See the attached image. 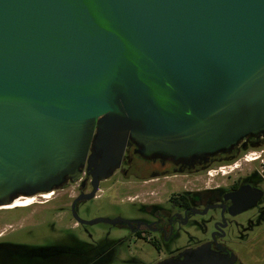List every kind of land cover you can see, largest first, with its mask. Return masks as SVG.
<instances>
[{"label": "water", "instance_id": "water-1", "mask_svg": "<svg viewBox=\"0 0 264 264\" xmlns=\"http://www.w3.org/2000/svg\"><path fill=\"white\" fill-rule=\"evenodd\" d=\"M247 136L264 138V0H0V206L86 163L95 190L128 139L189 159Z\"/></svg>", "mask_w": 264, "mask_h": 264}, {"label": "flooded vegetation", "instance_id": "flooded-vegetation-1", "mask_svg": "<svg viewBox=\"0 0 264 264\" xmlns=\"http://www.w3.org/2000/svg\"><path fill=\"white\" fill-rule=\"evenodd\" d=\"M249 149H260L253 161L245 160ZM140 150L128 139L118 165L98 181L95 190L89 173L93 167L88 169L87 163L78 181H66L55 189L56 213L72 219V229L81 226L90 240L79 242L73 250L56 247L52 254L73 252L98 258L115 253L119 245L129 249L140 241L160 258L158 263L182 259L205 246L232 264H241L235 244L251 245L264 236V138L247 136L229 151L189 159L143 155ZM234 158H243L250 167L225 172L220 182H205L208 167ZM88 194V199H77ZM86 201L103 202L106 212L82 219ZM76 217L109 221L98 222L105 225L98 230H89L91 224L80 223Z\"/></svg>", "mask_w": 264, "mask_h": 264}, {"label": "rangeland", "instance_id": "rangeland-1", "mask_svg": "<svg viewBox=\"0 0 264 264\" xmlns=\"http://www.w3.org/2000/svg\"><path fill=\"white\" fill-rule=\"evenodd\" d=\"M250 151H254L256 155L260 154V149H249L246 154ZM249 164L243 158H234L210 166L206 170H212L213 174L205 175V182L214 184L216 181H222L221 173L214 175L219 172L218 169L225 172L236 168L247 170ZM67 190L70 194L74 193L73 186H69ZM34 197L32 203L21 207L0 208V264H157L160 261V258L140 241L130 245L129 249L119 245L115 253L98 258H83L73 252L52 254V251L56 252V247L73 250L77 249L81 242L86 243L90 239L85 237L84 231L81 232V226L77 229L71 228L72 219L56 213V190L47 198L48 202H44L47 199L39 195ZM85 206L89 207L88 210ZM83 207L85 210L82 219L94 214L102 215V211L106 212V207L101 201H92V204L86 201ZM103 226V223H95L87 228L98 230ZM261 226L264 229V222ZM129 250H132L131 253ZM234 250L241 264H264V236L251 245L236 243Z\"/></svg>", "mask_w": 264, "mask_h": 264}, {"label": "bare ground", "instance_id": "bare-ground-1", "mask_svg": "<svg viewBox=\"0 0 264 264\" xmlns=\"http://www.w3.org/2000/svg\"><path fill=\"white\" fill-rule=\"evenodd\" d=\"M248 160H252V159H248ZM51 193H53V191L52 192L43 193V194H41V196L46 198ZM34 198H35L34 196H31V197H18V198H15L12 203H10L8 205L0 206V208H11V207L13 208V207H16V206H24V205H27L29 203H32V201H34Z\"/></svg>", "mask_w": 264, "mask_h": 264}, {"label": "built area", "instance_id": "built-area-1", "mask_svg": "<svg viewBox=\"0 0 264 264\" xmlns=\"http://www.w3.org/2000/svg\"><path fill=\"white\" fill-rule=\"evenodd\" d=\"M255 154L256 153L254 151L249 152L248 154H246L245 160L246 161H253L255 158ZM248 159H252V160H248ZM218 170H219V173H221V174L225 173V171H223L222 169H218ZM207 174H208V176H211L213 174L212 170H207Z\"/></svg>", "mask_w": 264, "mask_h": 264}, {"label": "trees", "instance_id": "trees-1", "mask_svg": "<svg viewBox=\"0 0 264 264\" xmlns=\"http://www.w3.org/2000/svg\"><path fill=\"white\" fill-rule=\"evenodd\" d=\"M16 207H18V206H16ZM21 207V206H20ZM12 208V207H11ZM14 208V207H13ZM4 209H6V208H4Z\"/></svg>", "mask_w": 264, "mask_h": 264}]
</instances>
